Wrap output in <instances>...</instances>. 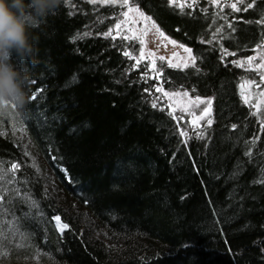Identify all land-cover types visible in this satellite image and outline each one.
<instances>
[{"label": "trees", "instance_id": "trees-1", "mask_svg": "<svg viewBox=\"0 0 264 264\" xmlns=\"http://www.w3.org/2000/svg\"><path fill=\"white\" fill-rule=\"evenodd\" d=\"M129 2L194 66L152 76L134 41L104 35L117 2L62 0L32 30L30 101L0 114V264H264V124L237 63L264 42V0ZM159 85L209 98L212 124L178 123Z\"/></svg>", "mask_w": 264, "mask_h": 264}, {"label": "rangeland", "instance_id": "rangeland-1", "mask_svg": "<svg viewBox=\"0 0 264 264\" xmlns=\"http://www.w3.org/2000/svg\"><path fill=\"white\" fill-rule=\"evenodd\" d=\"M111 1V0H107ZM195 0H174L173 3L178 5L182 4H191ZM214 4H221L223 2H236L238 0H211ZM96 2L102 3L105 0H96ZM117 3L123 4V0H116ZM129 8L138 9L132 3L127 5L123 4L121 7V12L115 23L110 27L109 32L114 35L120 36H133L135 34L136 38L131 39L134 41L138 47V54L136 56L137 60H141V49H143L144 57L142 60L148 61L149 67L151 68L152 76H156L159 73L157 63L166 62L170 65H177L178 67H184L185 64H190L192 62L193 56L185 51L186 47L183 44L178 43L177 41L171 39L167 35V39L161 37L159 32H157L156 27H153V20H145L141 17L136 11H133L129 14V17H124L123 13L129 11ZM139 12H141L139 10ZM144 14V13H143ZM144 16L148 17L144 14ZM117 23L121 24V28L116 29L115 25ZM155 24V23H154ZM156 25V24H155ZM157 26V25H156ZM158 27V26H157ZM119 33V34H118ZM141 40L144 43H141ZM170 41H175V44ZM189 49V48H188ZM165 57L164 60H160L159 57ZM248 57H255V59L249 63ZM239 64H243L242 67L248 71L249 74H252L250 77H242L240 81V95L244 91L245 95L248 96V104L252 107L253 112L260 118L261 123L264 124V80L261 77H264V67L257 68V65L264 64V42L257 46L251 53L238 60ZM155 63V70L152 68V64ZM251 76V75H250ZM254 82L249 84L248 82ZM241 85H245V89L241 88ZM259 85V87H257ZM160 88L163 91H157ZM167 92L170 95L165 96L164 93ZM184 93L188 95L185 96ZM156 103L167 108V110L173 115L178 123L187 122L190 126V129L197 128L203 124L208 123V120L212 117V110L206 116H203V119H197L201 117L204 113V109L208 108L209 105L207 101L210 100L207 97H200V100L204 103L197 101V97H193L190 93L185 90H165L160 85L156 87V93L154 94ZM241 98L244 101V98L241 95ZM245 102V101H244ZM197 120L196 124H193L192 121ZM23 131H20V133ZM34 160L37 162H42L41 158L34 156ZM57 215L52 216V221L55 227L59 230V224H64L60 219L59 223L54 219ZM60 231V230H59Z\"/></svg>", "mask_w": 264, "mask_h": 264}, {"label": "clouds", "instance_id": "clouds-1", "mask_svg": "<svg viewBox=\"0 0 264 264\" xmlns=\"http://www.w3.org/2000/svg\"><path fill=\"white\" fill-rule=\"evenodd\" d=\"M62 0H0V114L22 112L32 83L27 65L38 63L32 30L56 15Z\"/></svg>", "mask_w": 264, "mask_h": 264}, {"label": "snow or ice", "instance_id": "snow-or-ice-1", "mask_svg": "<svg viewBox=\"0 0 264 264\" xmlns=\"http://www.w3.org/2000/svg\"><path fill=\"white\" fill-rule=\"evenodd\" d=\"M65 2H67V0H65ZM90 2H92V3H95L96 2V0H90ZM105 2H107V0H105ZM111 2L112 3H115L116 2V0H111ZM168 2L171 4V3H173L174 2V0H168ZM238 2H242V0H238ZM129 3V0H123V4H125V5H127ZM189 6H191V5H189ZM231 7H232V9L233 10H235V11H240V9L237 7V4L236 3H233L232 5H231ZM253 7V5L252 4H249L248 5V8H252ZM133 11H136L141 17H143L146 21L147 20H150L151 18H149V17H146V16H144V14L142 13V12H139V9H133V8H129V11H127V12H124L123 13V15H124V17H129V14L131 13V12H133ZM115 27H116V29H120L121 28V24L120 23H117L116 25H115ZM153 27H156V30H157V32H159V35L161 36V37H164V39H167V37L165 36V34L153 23ZM217 31H220V29H217ZM119 34V33H118ZM104 35H111V32H109V33H105ZM77 38H80V35L79 34H77V37H74V39H77ZM136 38V36H135V34H133V36H125L124 37V39H135ZM171 43H173V44H175V41H170ZM141 43L143 44L144 43V41L143 40H141ZM185 51L186 52H188L189 53V55L191 56V49H188V48H185ZM124 55L125 56H129V53L128 52H124ZM141 58L143 59V58H145L144 57V53H143V49H141ZM159 59L160 60H164L165 59V57H159ZM192 59V62H193V66H194V60H195V58H191ZM255 59V57H248V62L249 63H251L253 60ZM237 63H239V62H237ZM170 66H177V65H170ZM188 65L187 64H185L184 65V67H187ZM239 66H243V64L241 63V64H239ZM155 67H156V65H155V63H153L152 64V68L155 70ZM257 68H260V67H264V64H261V65H257L256 66ZM261 79L262 80H264V77H261ZM32 83H35V81H32ZM249 84H251V83H254V82H248ZM257 87H259V85H257ZM241 88L242 89H245V85H241ZM40 91H42V90H37V93H35L32 97H31V99H36V96L37 95H39V93H40ZM157 91H163L162 89H160V88H158L157 89ZM164 95L165 96H168V95H170L169 93H167V92H165L164 93ZM184 95L185 96H187L188 94L187 93H184ZM241 95H242V97L244 98V101H245V103H248L249 102V98H248V96H246L245 95V93H244V91H242V93H241ZM197 99V101H199L200 103H204V101H202V100H200V98L199 97H197L196 98ZM211 103H212V101L211 100H208L207 101V104L209 105V107L208 108H205L204 109V113H203V115L201 116V117H198L197 119H203V116H206V115H208L209 113H210V111H211ZM153 107H156V104L155 103H153ZM212 120L211 119H209L208 120V124L210 125V124H212ZM192 123L193 124H196L197 123V120H193L192 121ZM236 126L234 125L233 126V128H235ZM181 135H185V133H183V132H181ZM246 155H251V153L249 152V153H246ZM19 167V165L18 164H13L12 165V169L13 170H15V169H17ZM65 171H67V170H65ZM5 176H6V172H4V170H2V169H0V181H2V180H4V178H5ZM35 202L33 201V204H34ZM58 223H59V221H60V217L59 216H57V217H55L54 218ZM68 228V225L67 224H59V230L62 232L64 229H67Z\"/></svg>", "mask_w": 264, "mask_h": 264}]
</instances>
